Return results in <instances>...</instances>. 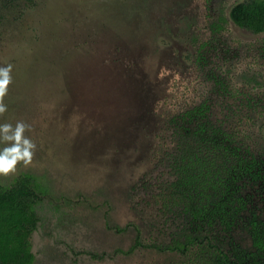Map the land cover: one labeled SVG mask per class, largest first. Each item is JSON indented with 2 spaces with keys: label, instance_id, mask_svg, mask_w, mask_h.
Segmentation results:
<instances>
[{
  "label": "rangeland",
  "instance_id": "1",
  "mask_svg": "<svg viewBox=\"0 0 264 264\" xmlns=\"http://www.w3.org/2000/svg\"><path fill=\"white\" fill-rule=\"evenodd\" d=\"M239 1L0 0V66L12 65L0 124L12 136L23 121L22 138L35 143L31 161L18 160L0 183L24 171L38 181L33 264H182L165 244L186 240L191 226L238 241L243 219H264V165L260 177L228 169L225 187L208 185L201 216L183 199L163 211L145 179L165 171L155 154L165 114L201 90L216 94L194 68L209 15L221 17L225 39L209 57L234 56L231 93L210 112V130L264 157V32L229 18ZM4 135L0 149L15 142ZM137 230L144 244L134 246Z\"/></svg>",
  "mask_w": 264,
  "mask_h": 264
},
{
  "label": "trees",
  "instance_id": "2",
  "mask_svg": "<svg viewBox=\"0 0 264 264\" xmlns=\"http://www.w3.org/2000/svg\"><path fill=\"white\" fill-rule=\"evenodd\" d=\"M230 17L240 26L264 31V0L238 2L231 8ZM193 114L196 116L195 112ZM173 123L181 129L180 121ZM190 131L198 138L181 148L179 159L173 163L176 178L169 183V198L173 201L183 199L191 214L201 216L205 209L197 199L201 201L206 196L208 185L225 187L228 169L247 173L253 179L260 177L264 160L253 153L249 155L239 142L224 144L220 135L208 129L206 132L200 125ZM230 156L237 163L235 167L227 163ZM38 200V181L28 171L18 174L10 184L0 183V264H33L31 240L38 223ZM241 205L239 199L237 208ZM230 211L227 202L226 209L224 202L219 205L220 220L226 224ZM207 220L211 221L209 216ZM240 227L246 235L235 241L230 235L214 232L213 225L204 231L191 226L185 231L186 240L176 239L172 248L181 254L182 264H264V219L255 216L245 218Z\"/></svg>",
  "mask_w": 264,
  "mask_h": 264
},
{
  "label": "flooded vegetation",
  "instance_id": "3",
  "mask_svg": "<svg viewBox=\"0 0 264 264\" xmlns=\"http://www.w3.org/2000/svg\"><path fill=\"white\" fill-rule=\"evenodd\" d=\"M236 3H234L230 7L228 12V16L231 20L232 18L230 17V11ZM207 18H209L208 27L210 33L208 34V36L198 41V45L196 47L194 55V68L197 71L198 77L200 78V84L202 82L204 84L211 83L215 85V87H213L212 89L216 92V94H212V92H210L209 90L203 91L200 89L202 91L201 94H199L200 91L196 92L194 94L195 97L192 96L190 100H185L179 108L175 109L174 111H170L168 114H165L163 118L161 128L157 135V142H160L161 144H158L155 154H157L156 161L160 163V166L164 167L165 171L161 172L162 176L157 177L158 179L154 180V184H151L152 177L145 178L148 182L147 185L149 187H154L153 198L159 202V205H161L163 211H167L170 208V204L172 202L169 198L171 189L168 186L170 185V181H173L176 178V174L173 170V163H175V159H179L181 148L185 147L188 143H193V140L195 138H198L197 136H194L192 134L193 132L190 130L195 129L196 126L200 125L206 130V132L207 129L208 131H211L210 128L213 127L209 124L211 116L210 112H212V110L218 104L221 103L223 105V103L226 102V93H231L230 87L228 86L231 78L229 75V66L233 65V62L231 60H233L234 56L232 55L231 59L227 60V55H220L219 57H217L218 59L211 60L208 52L211 49L219 47V43L225 39H218L217 35V33L221 31L220 29H222L221 17L218 18L214 15H209L207 16ZM235 24L238 25L237 23ZM238 26L243 27L240 25ZM221 49L222 48L220 47L218 50L221 51ZM224 60L227 62H225ZM190 112H195L196 116H194L195 114L193 113L191 115H188ZM181 114L184 115L181 116ZM176 120L182 123L181 129L177 128L174 125L173 122H175ZM217 135L219 136V134ZM261 158L264 160V157ZM158 243L159 242L156 240H151L149 242V244L152 246H159ZM174 243L175 239H171L167 240V243L165 245L172 248ZM143 244L144 242L142 241L140 232L139 230H137L133 245L136 246Z\"/></svg>",
  "mask_w": 264,
  "mask_h": 264
},
{
  "label": "clouds",
  "instance_id": "4",
  "mask_svg": "<svg viewBox=\"0 0 264 264\" xmlns=\"http://www.w3.org/2000/svg\"><path fill=\"white\" fill-rule=\"evenodd\" d=\"M11 64L0 66V98L4 96L7 91V85L11 80L10 69ZM6 105L0 103V112H3ZM23 121L16 122V129L12 136H8L6 130L11 127L9 123L0 124V129L5 131V135L2 137L4 140H14L13 144L5 145L0 149V173H8L10 170H14L18 160H22L25 164L29 163L32 158V149L35 147L34 141L28 137L21 136V132L25 128Z\"/></svg>",
  "mask_w": 264,
  "mask_h": 264
}]
</instances>
